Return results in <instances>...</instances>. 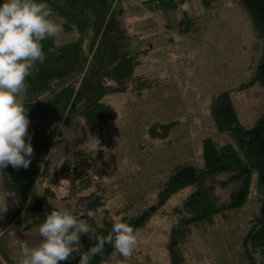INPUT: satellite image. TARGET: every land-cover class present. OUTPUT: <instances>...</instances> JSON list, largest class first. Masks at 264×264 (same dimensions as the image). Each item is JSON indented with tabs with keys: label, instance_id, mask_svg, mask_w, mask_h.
<instances>
[{
	"label": "rangeland",
	"instance_id": "374dc122",
	"mask_svg": "<svg viewBox=\"0 0 264 264\" xmlns=\"http://www.w3.org/2000/svg\"><path fill=\"white\" fill-rule=\"evenodd\" d=\"M140 2L143 1L119 0L113 5L130 36L137 71L160 80V85L141 95L128 91L107 96L105 102L115 108L117 118L98 136L90 134L83 120L72 117L52 149L48 171L37 184V195L42 191L52 193L59 208L66 207L83 219H88L84 216L87 209L84 203L80 204V197L93 192L102 197L105 205L93 211V222L98 225L106 219L147 211L157 204L161 185L178 165L203 164V140L224 139L211 111L218 95L230 92L246 128H252L264 114V88L257 82L242 89L255 74L264 41L255 34L248 13L238 0H210L207 8L202 0H174L175 7L159 10L138 8ZM188 15L195 17L196 26L203 28L205 37L175 46V50H180L172 58L171 71L156 69L151 64L157 55L155 39L150 41L146 31L139 35L134 23L150 25L155 19L178 22ZM50 18L61 25L55 12ZM60 38L67 41L73 36L62 29ZM156 47L163 54L164 45ZM176 58L179 64L174 62L178 61ZM160 61V67H165L164 58ZM152 68L156 74L150 71ZM172 121L177 126L168 137L149 135L150 125ZM77 151L85 153L86 164L78 165L80 178L75 180L66 171ZM74 169L77 167L72 164V172ZM2 182L0 172V211L8 204L7 211L0 214V264H15L22 259L21 246H34L40 236L37 227L28 232L22 230L21 216L17 217L21 202L4 190ZM194 190L190 186L172 196L135 231L137 247L130 258H120L122 264H172L173 230L190 216L186 202ZM258 214L259 195L254 189L245 207L226 219L192 226L184 232L180 247L183 264H249L243 256V244ZM257 260L264 264V258L258 256ZM101 264L111 261L106 257Z\"/></svg>",
	"mask_w": 264,
	"mask_h": 264
},
{
	"label": "trees",
	"instance_id": "16d2710c",
	"mask_svg": "<svg viewBox=\"0 0 264 264\" xmlns=\"http://www.w3.org/2000/svg\"><path fill=\"white\" fill-rule=\"evenodd\" d=\"M119 0H45L50 12L62 20L63 32L73 36L59 48L52 39L43 41L46 54L44 64L34 65L27 78L32 104L29 107V132L34 133V155L27 170L15 171L11 167L1 172L3 188L16 195L21 206L17 217L25 232L38 228L45 215L59 207L52 193L42 191L37 195L38 181L48 171L51 153L61 130L72 117L83 120L90 134L98 136L117 118V111L105 102L109 95L132 91L141 95L157 86L145 75L136 74L137 57L130 51V36L114 2ZM206 2V0H202ZM249 15L255 34L264 41V0H238ZM2 2V0H0ZM175 7L174 0H155V8ZM183 32L196 29L195 18L181 21ZM259 83L264 88V51L257 63L249 85ZM212 116L218 133L224 139L206 137L202 142L203 164H180L161 185L157 204L137 215H122L119 219L129 223L134 230L142 228L148 218L172 196L194 186L186 207L190 216L173 230L170 247L172 264H183L181 252L184 232L200 223L214 224L245 207L252 190L259 195V214L243 244V256L249 264H263L264 258V114L252 128H246L235 109L230 92L218 95L212 102ZM177 123H154L149 127L152 138L164 139ZM85 153L77 151L69 160L67 176L78 180V165H85ZM72 164L77 167L72 172ZM71 167V169H70ZM72 181V180H71ZM86 183L88 180L86 179ZM72 196V193H71ZM86 211H97L105 205L96 193L80 197ZM114 218L102 225L93 222L99 235H107ZM83 251L95 243L87 236L81 237ZM112 249L105 248V256L93 258L92 264H101ZM79 256L70 257L62 264H79ZM15 264H20L18 261ZM61 264V262H60Z\"/></svg>",
	"mask_w": 264,
	"mask_h": 264
},
{
	"label": "clouds",
	"instance_id": "9594fccd",
	"mask_svg": "<svg viewBox=\"0 0 264 264\" xmlns=\"http://www.w3.org/2000/svg\"><path fill=\"white\" fill-rule=\"evenodd\" d=\"M51 17L45 0H2L0 2V171L11 167L27 170L34 155V133L29 132V107L32 104L27 78L37 62L44 64L43 41L51 38L61 46L62 26ZM8 209L6 202L0 214ZM94 212L77 217L61 207L45 215L38 227L40 241L34 246H21L20 264H60L79 256V264H92L93 258L105 256L112 249L111 264H122L130 258L138 240L133 226L116 218L107 235H99L93 227ZM2 219V215H0ZM95 243L83 251L81 237Z\"/></svg>",
	"mask_w": 264,
	"mask_h": 264
},
{
	"label": "crops",
	"instance_id": "0c3cea01",
	"mask_svg": "<svg viewBox=\"0 0 264 264\" xmlns=\"http://www.w3.org/2000/svg\"><path fill=\"white\" fill-rule=\"evenodd\" d=\"M142 1L143 2H140L138 4V8H140L141 6H144L145 9H152L153 7L155 8V0H142ZM209 3H210V0H206V2H204V4L207 5L206 8L208 7ZM158 10H154V11L158 12ZM186 15L187 14L185 12V16ZM188 17H189V15H188ZM193 18H195V17H193ZM134 24H135V27L138 29L139 35H142L144 33V31H146L148 34L147 36H149V38H150V41L155 39V40H153L154 42H156L154 52L157 55L154 56V58H153L154 61H152L151 64L153 66H155V68L158 70H163L166 68L167 71H169V70L171 71V69H173V67L171 65L172 60H173L172 58L175 57V54H177L178 51L180 50V49L175 50V46H181V45L185 44L186 41L194 40L196 37H205L204 30L200 25L196 26V29L191 31V32H183L184 31L183 30L184 25L181 26V21L166 22V21H163L160 19H158V20L155 19L154 22L152 21V22L148 23L150 25H145L144 22H139V21L135 22ZM157 44H159L160 47L162 45H164L165 51L163 52V54L160 52L159 48L156 47ZM153 47H154V45L151 44V48H153ZM162 58H164L165 67H163V65L160 67V65H159L161 62L160 60ZM176 59L178 61L175 60L174 62L179 64V58H176ZM150 71H153L152 73L156 74L155 69L152 68ZM136 74L145 75V74H143V72L141 73V72L137 71V69H136ZM154 80L158 84L157 86L154 87V88H156L160 85V80H158V79H154Z\"/></svg>",
	"mask_w": 264,
	"mask_h": 264
},
{
	"label": "water",
	"instance_id": "95a60500",
	"mask_svg": "<svg viewBox=\"0 0 264 264\" xmlns=\"http://www.w3.org/2000/svg\"><path fill=\"white\" fill-rule=\"evenodd\" d=\"M61 264H62V262H61Z\"/></svg>",
	"mask_w": 264,
	"mask_h": 264
}]
</instances>
